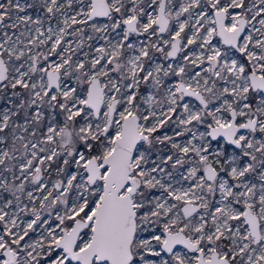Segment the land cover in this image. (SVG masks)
Masks as SVG:
<instances>
[{
    "label": "snow or ice",
    "instance_id": "6c2138e0",
    "mask_svg": "<svg viewBox=\"0 0 264 264\" xmlns=\"http://www.w3.org/2000/svg\"><path fill=\"white\" fill-rule=\"evenodd\" d=\"M0 264H264V0H0Z\"/></svg>",
    "mask_w": 264,
    "mask_h": 264
}]
</instances>
